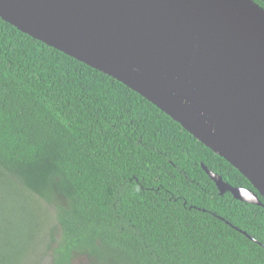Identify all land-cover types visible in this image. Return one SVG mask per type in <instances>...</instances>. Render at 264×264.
<instances>
[{
	"label": "trees",
	"instance_id": "obj_1",
	"mask_svg": "<svg viewBox=\"0 0 264 264\" xmlns=\"http://www.w3.org/2000/svg\"><path fill=\"white\" fill-rule=\"evenodd\" d=\"M202 165L254 191L139 94L0 18V264H264V207Z\"/></svg>",
	"mask_w": 264,
	"mask_h": 264
},
{
	"label": "water",
	"instance_id": "obj_2",
	"mask_svg": "<svg viewBox=\"0 0 264 264\" xmlns=\"http://www.w3.org/2000/svg\"><path fill=\"white\" fill-rule=\"evenodd\" d=\"M0 18L156 106L254 189L232 187L202 165L221 196L228 192L264 207L259 198L264 200V9L259 5L0 0Z\"/></svg>",
	"mask_w": 264,
	"mask_h": 264
},
{
	"label": "rangeland",
	"instance_id": "obj_3",
	"mask_svg": "<svg viewBox=\"0 0 264 264\" xmlns=\"http://www.w3.org/2000/svg\"><path fill=\"white\" fill-rule=\"evenodd\" d=\"M56 239H57L56 242H58L59 237L57 236ZM51 241H52V238L49 235H47V237H46V239H45V241L43 243H44L45 246H47V245L50 246ZM39 258L41 259L40 260V264H49V254L45 255V254L41 253ZM76 264H88V263L85 262V261H82V262L79 261Z\"/></svg>",
	"mask_w": 264,
	"mask_h": 264
}]
</instances>
